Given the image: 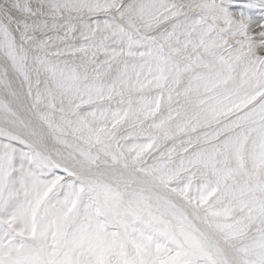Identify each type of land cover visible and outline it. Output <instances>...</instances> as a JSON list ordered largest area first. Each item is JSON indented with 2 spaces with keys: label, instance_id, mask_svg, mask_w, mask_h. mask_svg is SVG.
<instances>
[{
  "label": "snow or ice",
  "instance_id": "1",
  "mask_svg": "<svg viewBox=\"0 0 264 264\" xmlns=\"http://www.w3.org/2000/svg\"><path fill=\"white\" fill-rule=\"evenodd\" d=\"M0 264H264V0H0Z\"/></svg>",
  "mask_w": 264,
  "mask_h": 264
}]
</instances>
